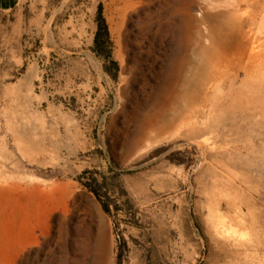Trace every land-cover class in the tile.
I'll return each instance as SVG.
<instances>
[{
  "label": "rangeland",
  "instance_id": "1",
  "mask_svg": "<svg viewBox=\"0 0 264 264\" xmlns=\"http://www.w3.org/2000/svg\"><path fill=\"white\" fill-rule=\"evenodd\" d=\"M233 1L0 10V264H264V0Z\"/></svg>",
  "mask_w": 264,
  "mask_h": 264
},
{
  "label": "trees",
  "instance_id": "2",
  "mask_svg": "<svg viewBox=\"0 0 264 264\" xmlns=\"http://www.w3.org/2000/svg\"><path fill=\"white\" fill-rule=\"evenodd\" d=\"M96 23L97 29L95 31L93 40V50L100 57H103L108 65L113 67V77L116 78L118 74V63L114 60L112 56V43L110 39L109 27L103 15L101 5L98 8ZM110 66H107L108 69L110 68ZM85 185L99 199L102 204L103 210L108 214H112L113 208L111 205V200L105 192H102L101 186L98 184V182H96V178L87 179L85 181Z\"/></svg>",
  "mask_w": 264,
  "mask_h": 264
},
{
  "label": "bare ground",
  "instance_id": "3",
  "mask_svg": "<svg viewBox=\"0 0 264 264\" xmlns=\"http://www.w3.org/2000/svg\"><path fill=\"white\" fill-rule=\"evenodd\" d=\"M168 2H171L172 0H167ZM190 3L193 2V0H189ZM236 1V2H235ZM247 0H234L233 2H235L236 4L240 3V2H245ZM172 4V3H171ZM170 3H167L166 6H169L171 5ZM240 19V22L243 21V25L244 23H246L247 21L250 23H254V19H255V16L253 15V17H248V19L244 18V19H241L242 16L241 14H239L238 16H236ZM171 18V17H170ZM172 20V19H171ZM174 20V19H173ZM171 23V22H170ZM224 29H223V26L220 25V24H216V23H211L210 24V30H209V38H210V46L209 47H202L201 50H200V56L204 59L206 58H210V60L213 58V54L215 52V49H216V46L219 45V43L224 42L225 38H224ZM244 32V30H243ZM216 53V52H215ZM189 59V58H188ZM189 61V60H188ZM183 66L182 63L178 64V69H181ZM198 76V75H197ZM217 78L219 80L222 79V73L220 74H217ZM186 85V84H185Z\"/></svg>",
  "mask_w": 264,
  "mask_h": 264
},
{
  "label": "crops",
  "instance_id": "4",
  "mask_svg": "<svg viewBox=\"0 0 264 264\" xmlns=\"http://www.w3.org/2000/svg\"><path fill=\"white\" fill-rule=\"evenodd\" d=\"M22 0H0V10L11 11L15 9Z\"/></svg>",
  "mask_w": 264,
  "mask_h": 264
}]
</instances>
